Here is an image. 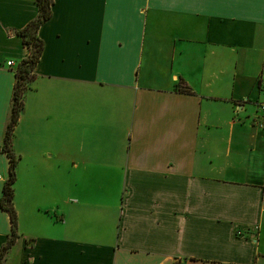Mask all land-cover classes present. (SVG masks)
<instances>
[{
	"label": "crops",
	"instance_id": "obj_1",
	"mask_svg": "<svg viewBox=\"0 0 264 264\" xmlns=\"http://www.w3.org/2000/svg\"><path fill=\"white\" fill-rule=\"evenodd\" d=\"M38 16L0 0V199ZM38 37L2 264H264V0H53Z\"/></svg>",
	"mask_w": 264,
	"mask_h": 264
},
{
	"label": "trees",
	"instance_id": "obj_2",
	"mask_svg": "<svg viewBox=\"0 0 264 264\" xmlns=\"http://www.w3.org/2000/svg\"><path fill=\"white\" fill-rule=\"evenodd\" d=\"M39 7V16L30 22L23 30L18 32L21 36L23 44L30 48L29 56L22 60L16 70V84L12 100L11 116L7 125L3 151L10 158L9 179L5 182L2 197L0 199V207L8 212L12 224V235L7 244L2 248L0 253V264L5 257L8 249L15 243L18 237V217L15 210L14 200V184L16 182V158L11 152V142L13 130L18 122L21 109L23 107V97L30 87V82L35 78L33 73L44 51V42L38 37V30L52 15L53 0H37ZM178 91L184 94H192L189 87L180 83Z\"/></svg>",
	"mask_w": 264,
	"mask_h": 264
},
{
	"label": "built area",
	"instance_id": "obj_3",
	"mask_svg": "<svg viewBox=\"0 0 264 264\" xmlns=\"http://www.w3.org/2000/svg\"><path fill=\"white\" fill-rule=\"evenodd\" d=\"M8 67H13L14 62L13 61H8L7 62ZM260 87L264 91V77H262L259 81ZM255 121L254 124L258 127H263L264 126V101H260L256 105V116H255Z\"/></svg>",
	"mask_w": 264,
	"mask_h": 264
}]
</instances>
